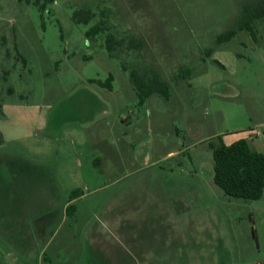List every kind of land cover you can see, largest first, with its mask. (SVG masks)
<instances>
[{"label": "rangeland", "instance_id": "rangeland-1", "mask_svg": "<svg viewBox=\"0 0 264 264\" xmlns=\"http://www.w3.org/2000/svg\"><path fill=\"white\" fill-rule=\"evenodd\" d=\"M246 6L264 0H0V176L48 209L36 264H264V193L226 194L208 145L257 127L264 151V16L216 39ZM132 68L169 96L139 104Z\"/></svg>", "mask_w": 264, "mask_h": 264}, {"label": "trees", "instance_id": "trees-1", "mask_svg": "<svg viewBox=\"0 0 264 264\" xmlns=\"http://www.w3.org/2000/svg\"><path fill=\"white\" fill-rule=\"evenodd\" d=\"M39 1V0H35ZM94 16V11L83 7L73 11L75 21L88 22ZM264 16V6H246L238 24L217 36V41L232 38L238 29H249L255 36V20ZM104 28H110L105 20L93 24L85 31L87 36H92ZM106 46L112 50L123 40L117 38L112 31L106 35ZM210 51V50H209ZM219 62L218 59H215ZM130 76L138 95V103L142 104L152 93H159L164 97L169 96V84L153 73V71H138L136 68L130 70ZM112 74L104 80H99L104 86H111ZM218 141L210 140L209 147L213 156V180L221 186L225 193L230 196L243 197L246 199H258L264 193V152L252 146L249 139L241 137L232 143H226L223 135H217ZM76 191V190H74ZM74 204L69 203L68 208Z\"/></svg>", "mask_w": 264, "mask_h": 264}, {"label": "crops", "instance_id": "crops-1", "mask_svg": "<svg viewBox=\"0 0 264 264\" xmlns=\"http://www.w3.org/2000/svg\"><path fill=\"white\" fill-rule=\"evenodd\" d=\"M261 123L263 122L261 121ZM242 128L240 126V128L237 127L233 131L223 132L225 142L232 143L241 137H246L254 148L259 147L256 138L261 136L260 129H257V127H251L249 130ZM234 132L237 134L244 132L245 135L228 140L227 136ZM0 134L1 140H4L2 130ZM216 134L219 135L218 133L214 135ZM19 184L20 180H2V176H0V264H36V262H42L44 257L39 224L35 222L34 218L48 209L43 210L40 205L33 203L27 204V198L20 193ZM71 199L65 201V205H68ZM25 224L28 226L31 240L26 247L22 245L23 235L18 234L21 230L20 227Z\"/></svg>", "mask_w": 264, "mask_h": 264}, {"label": "built area", "instance_id": "built-area-1", "mask_svg": "<svg viewBox=\"0 0 264 264\" xmlns=\"http://www.w3.org/2000/svg\"><path fill=\"white\" fill-rule=\"evenodd\" d=\"M258 264H263V262L259 261Z\"/></svg>", "mask_w": 264, "mask_h": 264}]
</instances>
